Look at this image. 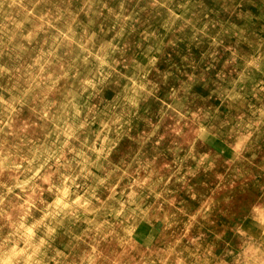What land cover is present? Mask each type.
<instances>
[{"label": "rangeland", "instance_id": "374dc122", "mask_svg": "<svg viewBox=\"0 0 264 264\" xmlns=\"http://www.w3.org/2000/svg\"><path fill=\"white\" fill-rule=\"evenodd\" d=\"M0 15V264H264L243 231L264 222V0H0Z\"/></svg>", "mask_w": 264, "mask_h": 264}, {"label": "bare ground", "instance_id": "6f19581e", "mask_svg": "<svg viewBox=\"0 0 264 264\" xmlns=\"http://www.w3.org/2000/svg\"><path fill=\"white\" fill-rule=\"evenodd\" d=\"M234 1V0H233ZM100 2V1H99ZM121 2V1H120ZM129 2V1H128ZM253 2V1H252ZM161 3V2H160ZM213 3H215V1L213 2ZM233 3V2H232ZM195 4H196V2H195ZM219 4H221V3H219ZM178 5V4H177ZM256 5V4H255ZM260 5V4H259ZM23 6V5H22ZM21 6V7H22ZM193 6V5H192ZM200 6V5H199ZM231 6V5H230ZM198 7V6H197ZM3 8V7H2ZM23 8V7H22ZM54 8V7H53ZM234 8V7H233ZM251 8V7H250ZM116 9V8H115ZM176 10V9H175ZM190 10H192V9H190ZM231 10V9H230ZM250 10V9H249ZM6 11V10H5ZM182 11V10H181ZM235 11V10H234ZM166 12V11H165ZM171 12V11H170ZM215 12V11H214ZM221 12V11H220ZM241 12V11H240ZM247 12V11H246ZM257 12V11H256ZM262 12V11H261ZM225 13H227V11L225 12ZM17 14V13H16ZM177 14V13H176ZM242 14H243V12H242ZM248 14V13H247ZM247 14H246V16H247ZM258 14V13H257ZM226 15V14H225ZM229 15V14H228ZM24 17H25V15H23ZM105 16V15H104ZM115 16V15H114ZM217 16V15H216ZM234 16V15H233ZM242 16H245V15H242ZM245 16V17H246ZM51 17V16H50ZM116 17V16H115ZM218 17V16H217ZM216 17V18H217ZM224 17V16H223ZM226 17V16H225ZM230 17H232V16H230ZM256 17V16H255ZM263 17V16H262ZM4 15H0V28H1V26H2V24H3V21H4ZM60 18V17H59ZM184 18V17H183ZM193 18V17H192ZM221 18V17H220ZM219 18V19H220ZM241 18V17H240ZM14 19V18H13ZM164 19H165V17H164ZM233 20V19H232ZM261 20V19H260ZM206 21V20H205ZM213 21V20H212ZM242 21V20H241ZM244 21V20H243ZM111 22V21H110ZM185 22V21H184ZM217 22V21H216ZM236 22V21H235ZM240 22V21H239ZM246 22V21H245ZM256 22V21H255ZM195 23V22H194ZM213 23V22H212ZM223 23H224V20H223ZM237 23V22H236ZM249 23H251V22H249ZM261 23V22H260ZM174 24V23H173ZM187 24V23H186ZM225 24H226V22H225ZM231 24V23H230ZM244 24V23H243ZM253 24V23H252ZM112 25V24H111ZM176 25V24H175ZM218 25V24H217ZM211 26V25H210ZM229 26V25H228ZM227 26V27H228ZM100 27V26H99ZM179 27V26H178ZM191 27H193V26H191ZM220 27V26H219ZM245 27V26H244ZM243 27V28H244ZM109 28V27H108ZM134 28V27H133ZM198 28V27H197ZM215 28V27H214ZM213 28V29H214ZM254 28V27H253ZM145 29V28H144ZM143 29V30H144ZM174 29H175V27H174ZM178 29H180V28H178ZM177 29V30H178ZM206 29V28H205ZM217 29V28H216ZM232 29V28H231ZM230 29V30H231ZM237 29V28H236ZM242 29V28H241ZM229 30V31H230ZM5 31V30H4ZM175 32H176V30H174ZM193 31H195V30H193ZM232 31V30H231ZM248 31V30H247ZM196 32V31H195ZM216 32V31H215ZM84 33V32H83ZM206 33V32H205ZM219 33V32H218ZM220 33H222L221 31H220ZM228 32H226V34H227ZM241 33V32H240ZM262 33V32H261ZM77 34V33H76ZM129 34V33H128ZM167 34V33H166ZM186 34V33H185ZM219 35V34H218ZM254 35H256V34H254ZM261 35V34H260ZM164 36V35H163ZM214 36H215V34H214ZM223 36V35H222ZM102 37V36H101ZM221 37V36H220ZM223 37H225V36H223ZM234 37V36H233ZM232 37V38H233ZM254 37V36H253ZM77 38V37H76ZM75 38V39H76ZM172 38H173V36H172ZM180 38V37H179ZM186 38V37H185ZM205 38V37H204ZM208 38V37H207ZM216 38V37H215ZM219 38V37H218ZM217 38V39H218ZM243 38V37H242ZM246 38V37H245ZM250 38H252L251 36H250ZM154 39V38H153ZM176 39V38H175ZM223 39V38H222ZM123 40V39H122ZM170 40V39H169ZM241 40V39H240ZM248 40V39H247ZM251 40V39H250ZM253 40V39H252ZM125 41V40H124ZM172 41V40H171ZM193 41V40H192ZM211 41V40H210ZM209 41V42H210ZM221 41V40H220ZM226 41H228V40H226ZM249 41V40H248ZM263 41V40H262ZM134 42V41H133ZM169 42V41H168ZM196 42V41H195ZM235 42V41H234ZM258 42V41H257ZM171 43V42H170ZM216 43V42H215ZM220 43V42H219ZM226 43H228V42H226ZM237 43H239V42H237ZM250 43H253V42H250ZM28 44V43H27ZM179 44V43H178ZM182 44H184V43H182ZM211 44H213V43H211ZM218 44V43H217ZM97 45H99L98 43H97ZM130 45H132V44H130ZM158 45V44H157ZM181 45V44H180ZM192 44H190V46H191ZM214 45V44H213ZM213 45H211V47L213 46ZM238 45H240V44H238ZM248 45V44H247ZM232 46V45H231ZM234 46V45H233ZM261 46V45H260ZM92 47V46H91ZM169 47V46H168ZM182 47L184 48V46L182 45ZM223 47V46H222ZM225 47H226V45H225ZM228 47V46H227ZM249 47V46H248ZM250 47H251V45H250ZM253 47H255V46H253ZM113 48V47H112ZM170 48V47H169ZM168 48V49H169ZM174 48V47H173ZM198 48V47H197ZM218 48V47H217ZM217 48H216V50H217ZM257 48V47H256ZM129 49V48H128ZM190 49V48H189ZM219 49H221V47L219 46V48H218V50ZM226 49V48H225ZM230 49H231V47H230ZM235 49V48H234ZM245 49H247V48H245ZM258 49V48H257ZM262 49V48H261ZM260 49V50H261ZM8 50V49H7ZM176 50V49H175ZM196 50V49H195ZM222 50V49H221ZM227 50V49H226ZM91 51V50H90ZM94 51V50H93ZM169 51H171V49L169 50ZM194 50H192V52H193ZM212 51V50H211ZM227 51H229V50H227ZM244 51V50H243ZM175 52V51H174ZM214 52H216V51H214ZM242 52V51H241ZM240 52V53H241ZM246 52V51H245ZM160 53V52H159ZM191 53V52H190ZM224 53V52H223ZM243 53V52H242ZM260 53V52H259ZM262 53V52H261ZM62 54V53H61ZM105 54V53H104ZM140 54V53H139ZM175 54V53H174ZM183 54V53H182ZM185 54V53H184ZM194 54V53H193ZM193 54H190V55H193ZM230 54V53H229ZM7 55H8V53H7ZM187 55V54H186ZM206 55V54H205ZM218 55V54H217ZM223 55V54H222ZM231 55V54H230ZM229 55V56H230ZM249 55V54H248ZM256 55V54H255ZM261 55V54H260ZM143 56V55H142ZM178 56V55H177ZM181 56V55H180ZM184 56V55H183ZM241 56V55H240ZM243 56V55H242ZM250 56V55H249ZM169 57V56H168ZM196 57V56H195ZM244 57H247V56H244ZM11 58V57H10ZM157 58V57H156ZM159 58H161V56L159 57ZM180 58V57H179ZM178 58V59H179ZM188 58V57H187ZM227 58H228V56H227ZM234 58V57H233ZM248 58V57H247ZM246 58V59H247ZM253 58V57H252ZM154 59V58H153ZM162 60H163V58H161ZM177 59V60H178ZM184 59V58H183ZM194 59H196V58H194ZM209 59H211V58H209ZM208 59V60H209ZM101 60V59H100ZM167 60V59H166ZM176 60V61H177ZM181 60V59H180ZM226 60V59H225ZM224 60V61H225ZM249 60V59H248ZM254 60V59H253ZM143 61V60H142ZM182 61V60H181ZM187 61V60H186ZM192 61V60H191ZM190 61V62H191ZM247 61V60H246ZM114 62V61H113ZM120 62V61H119ZM156 62V61H155ZM185 62V61H184ZM189 62V61H188ZM211 62V61H210ZM250 62H252V61H250ZM249 62V63H250ZM112 63V62H111ZM115 63V62H114ZM126 63V62H125ZM151 63V62H150ZM180 63V62H179ZM182 63V62H181ZM187 63V62H186ZM214 63V62H213ZM232 63V62H231ZM106 64V63H105ZM170 65H171V63H169ZM169 64L167 65V66H169ZM188 64V63H187ZM225 64V63H224ZM248 64V63H247ZM260 64V63H259ZM88 65V64H87ZM165 65V64H164ZM165 65V66H166ZM188 65H190V64H188ZM207 65V64H206ZM218 65V64H217ZM234 65V64H233ZM254 65V64H253ZM184 66V65H183ZM263 66V65H262ZM107 67H109V66H107ZM237 67V66H236ZM255 67V66H254ZM78 68V67H77ZM76 68V69H77ZM175 68V67H174ZM173 68V69H174ZM177 68V67H176ZM181 68V67H180ZM184 68V67H183ZM213 68V67H212ZM243 68H244V66H243ZM247 68H248V66H247ZM75 69V70H76ZM81 69V68H80ZM111 69V68H110ZM148 69V68H147ZM211 69V68H210ZM222 69V68H221ZM254 69V68H253ZM82 70V69H81ZM109 70V69H108ZM166 70V69H165ZM177 70V69H176ZM179 70V69H178ZM225 70V69H224ZM229 70V69H228ZM18 71V70H17ZM172 71V70H171ZM171 71H170V73H169V75L171 74ZM180 71V70H179ZM181 71H183L182 69H181ZM194 71V70H193ZM230 71H231V69H230ZM62 72V71H61ZM70 72V71H69ZM81 72V71H80ZM109 72V71H108ZM164 72V71H163ZM190 72V71H189ZM222 72V71H221ZM255 72V71H254ZM29 73V72H28ZM107 73V72H106ZM165 73V72H164ZM167 73V72H166ZM191 73V72H190ZM194 73V72H193ZM217 73V72H216ZM226 73V72H225ZM244 73V72H243ZM251 73V72H250ZM32 74V73H31ZM229 74V73H228ZM227 74V75H228ZM106 75V74H105ZM163 75V74H162ZM191 75V74H190ZM201 75V74H200ZM238 75H240V73L238 74ZM246 75V74H245ZM248 75V74H247ZM65 76V75H64ZM116 76V75H115ZM147 76V75H146ZM160 76V75H159ZM216 76H218V75H216ZM231 76V75H230ZM237 76V75H236ZM252 76V75H251ZM161 77V76H160ZM166 77V76H165ZM165 77H163V79L165 78ZM190 77V76H189ZM199 77V76H198ZM207 77V76H206ZM244 77V76H243ZM111 78V77H110ZM118 78H119V76H118ZM117 78V79H118ZM193 78V77H192ZM242 78V77H241ZM253 78V77H252ZM93 79V78H92ZM91 79V80H92ZM137 79V78H136ZM144 79V78H143ZM162 79V80H163ZM176 79V78H175ZM218 79V78H217ZM243 79V78H242ZM246 79V78H245ZM58 80V79H57ZM116 80V79H115ZM184 80V79H183ZM189 80V79H188ZM193 80V79H192ZM234 80V79H233ZM111 81V80H110ZM164 81V80H163ZM173 81V80H172ZM191 81V80H190ZM189 81V82H190ZM206 81V80H205ZM214 81V80H213ZM240 81V80H239ZM259 81V80H258ZM56 82V81H55ZM136 82H137V80H136ZM161 82V81H160ZM187 82V81H186ZM202 82V81H201ZM210 82L212 83V81L210 80ZM209 82V83H210ZM243 82V81H242ZM244 82H245V80H244ZM256 82V81H255ZM121 83V82H120ZM138 83V82H137ZM150 83V82H149ZM164 83H165V81H164ZM177 83V82H176ZM180 83V82H179ZM197 83H198V81H197ZM58 84H59V82H58ZM91 84V83H90ZM96 84V83H95ZM126 84V83H125ZM130 84V83H129ZM151 84V83H150ZM166 84V83H165ZM218 84V83H217ZM216 84V85H217ZM114 85V84H113ZM118 85V84H117ZM149 85V84H148ZM168 85V84H167ZM184 85H186V84H184ZM189 85V84H188ZM120 86V85H119ZM172 86V85H171ZM229 86V85H228ZM254 86V85H253ZM158 87H159V85H158ZM165 87V86H164ZM181 87V86H180ZM184 87V86H183ZM190 87H191V85H190ZM193 87H195V86H193ZM198 87V86H197ZM205 87V86H204ZM234 87V86H233ZM237 87V86H236ZM182 88V87H181ZM199 88V87H198ZM215 88V87H214ZM218 88V87H217ZM17 89V88H16ZM136 89V88H135ZM164 89V88H163ZM185 89V88H184ZM192 89V88H191ZM206 89V88H205ZM237 89V88H236ZM250 89V88H249ZM123 90H124V88H123ZM126 90V89H125ZM130 90H131V88H130ZM134 90V89H133ZM202 90H203V88H202ZM128 91V90H127ZM162 91V90H161ZM166 91V90H165ZM197 91V90H196ZM212 91V90H211ZM259 91H261V90H259ZM126 92V91H125ZM169 92V91H168ZM167 91H166V93H168ZM182 92V91H181ZM208 92V91H207ZM97 93V92H96ZM164 93V92H163ZM190 93V92H189ZM188 93V94H189ZM200 93V92H199ZM130 94V93H129ZM226 94V93H225ZM257 94V93H256ZM65 95V94H64ZM168 95V94H167ZM176 95V94H175ZM192 95V94H191ZM191 95H190V97H191ZM200 95V94H199ZM204 95V94H203ZM206 95H207V93H206ZM213 95V94H212ZM212 95H210L211 97H213ZM238 94H236L235 95V97L237 96ZM251 95V94H250ZM254 95V94H253ZM19 96V95H18ZM62 96V95H61ZM60 96V97H61ZM131 96V95H130ZM133 96H135V95H133ZM179 95H177V97H178ZM234 96V95H233ZM59 97V98H60ZM175 97V96H174ZM189 96H188V98H190ZM206 97V96H205ZM209 97V96H208ZM207 97V98H208ZM262 97V96H261ZM62 98V97H61ZM130 98V97H129ZM218 98V97H217ZM256 98V97H255ZM120 99V98H119ZM165 99V98H164ZM202 99V98H201ZM211 99H213V98H211ZM225 99H227V98H225ZM233 99H235V98H233ZM204 100V99H203ZM218 100V99H217ZM232 100V99H231ZM256 100V99H255ZM144 101V100H143ZM158 101V100H157ZM178 101V100H177ZM196 101V100H195ZM213 101V100H212ZM240 101V100H239ZM261 101V100H260ZM119 102V101H118ZM152 102V101H151ZM156 102V101H155ZM180 102V101H179ZM208 102V101H207ZM227 102H228V100H227ZM236 102H238V101H235L234 103H236ZM245 102V101H244ZM143 103V102H142ZM187 103V102H186ZM185 103V104H186ZM242 103H243V101H242ZM256 103H257V101H256ZM117 104V103H116ZM119 104V103H118ZM125 104V103H124ZM149 104H151V103H149ZM171 104H173V103H171ZM208 104V103H207ZM209 104H210V102H209ZM229 104V103H228ZM237 104V103H236ZM14 105V104H13ZM112 105V104H111ZM141 105V104H140ZM148 105V104H147ZM187 105V104H186ZM191 105H192V102H191ZM201 105V104H200ZM199 105V106H200ZM206 105V104H205ZM210 105H212V103L210 104ZM247 105V104H246ZM45 106V105H44ZM115 106V105H114ZM122 106V105H121ZM138 106V105H137ZM163 106V105H162ZM196 107H197V105H195ZM213 106V105H212ZM233 106H235V105H233ZM240 106H241V104H240ZM239 106V108H241ZM244 106V105H243ZM113 107V106H112ZM134 107V106H133ZM165 107V106H164ZM191 107V106H190ZM207 107V106H206ZM205 107V108H206ZM226 107V106H225ZM253 107H255V106H253ZM263 107V106H262ZM88 108V107H87ZM163 108V107H162ZM195 108V107H194ZM193 108V109H194ZM224 108V107H223ZM251 108V107H250ZM204 109V108H203ZM209 109H213V108H209ZM231 109H233V108H231ZM231 109H230V111H231ZM246 109V108H245ZM254 109V108H253ZM260 109H261V107H260ZM11 110V109H10ZM141 110V109H140ZM144 110V109H143ZM163 110V109H162ZM207 110V109H206ZM235 110V109H234ZM237 110V109H236ZM239 110V109H238ZM237 110V111H238ZM250 110V109H249ZM34 111V110H33ZM56 111V110H55ZM104 111V110H103ZM134 111V110H133ZM155 111V110H154ZM182 111V110H181ZM183 111L185 112V110L183 109ZM202 111V110H201ZM227 111V110H226ZM236 111V112H237ZM106 112V111H105ZM116 112V111H115ZM142 112V111H141ZM193 112H195V111H193ZM198 112V111H197ZM196 112V113H197ZM203 112V111H202ZM221 112V111H220ZM233 112V111H232ZM241 112V111H240ZM35 113V112H34ZM52 113V112H51ZM107 113V112H106ZM179 113V112H178ZM186 113V112H185ZM207 113V112H206ZM212 113V112H211ZM218 113V112H217ZM222 113V112H221ZM220 113V114H221ZM238 113V112H237ZM236 113V114H237ZM255 113V112H254ZM40 114V113H39ZM57 114V113H56ZM143 114V113H142ZM176 114V113H175ZM184 114V113H183ZM202 114V113H201ZM216 114V113H215ZM235 114V115H236ZM247 114V113H246ZM250 114H252V111H251V113ZM262 114V113H261ZM108 115V114H107ZM112 115V114H111ZM153 115V114H152ZM227 115V114H226ZM248 115V114H247ZM42 116V115H41ZM139 116V115H138ZM194 116V115H193ZM216 116V115H215ZM214 116V117H215ZM222 116V115H221ZM252 116V115H251ZM58 117V116H57ZM98 117V116H97ZM116 117V116H115ZM145 117V116H144ZM163 117V116H162ZM198 117V116H197ZM223 117V116H222ZM233 117V116H232ZM231 117V118H232ZM51 118V117H50ZM62 118V117H61ZM80 118V117H79ZM157 118V117H156ZM171 118H173V117H171ZM227 118V117H226ZM255 118V117H254ZM17 119V118H16ZM58 119V118H57ZM118 119V118H117ZM131 119V118H130ZM129 119V120H130ZM151 119V118H150ZM236 119V118H235ZM54 120V119H53ZM52 120V121H53ZM97 120V119H96ZM100 120V119H99ZM133 120V119H132ZM189 120V119H188ZM240 120V119H239ZM2 121V120H1ZM65 121V120H64ZM115 121V120H114ZM168 121V120H167ZM16 122V121H15ZM18 122V121H17ZM26 122V121H25ZM121 122V121H120ZM142 122V121H141ZM144 122V121H143ZM146 122V121H145ZM169 122H170V120H169ZM168 122V123H169ZM178 122V121H177ZM193 122V121H192ZM18 123H20V122H18ZM67 123H68V121H67ZM94 123V122H93ZM106 123V122H105ZM147 123H149V122H147ZM171 123H173V122H171ZM187 123V122H186ZM17 124V123H16ZM90 124V123H89ZM88 124V125H89ZM97 124V123H96ZM120 124V123H119ZM133 124V123H132ZM150 124V123H149ZM190 124V123H189ZM192 124V123H191ZM228 124V123H227ZM64 125V124H63ZM169 125H171V124H169ZM196 125V124H195ZM212 125H213V123H212ZM14 126L16 127V125H15V123H14ZM13 126V127H14ZM165 126V125H164ZM225 126V125H224ZM133 127V126H132ZM168 127V126H167ZM183 127V126H182ZM198 127V126H197ZM134 128V127H133ZM129 129H130V127H129ZM165 129V128H164ZM183 129V128H182ZM223 129V128H222ZM227 129V128H226ZM48 130V129H47ZM146 130V129H145ZM161 130V129H160ZM186 130V129H185ZM211 130H213V129H211ZM211 130H209V131H211ZM39 131H40V129H39ZM112 131V130H111ZM118 131V130H117ZM119 131H120V129H119ZM150 131V130H149ZM148 131V132H149ZM162 131V130H161ZM226 131V130H225ZM229 131V130H228ZM263 131V130H262ZM28 132V131H27ZM55 132V131H54ZM158 132V131H157ZM182 132V131H181ZM212 132V131H211ZM38 133V132H37ZM92 133V132H91ZM109 133V132H108ZM140 133V132H139ZM117 134V133H116ZM127 134V133H126ZM126 134H125V136H126ZM159 134V133H158ZM170 134V133H169ZM23 135V134H22ZM37 135V134H36ZM181 135V134H180ZM231 135V134H230ZM40 136V135H39ZM139 136V135H138ZM166 136H167V134H166ZM169 136V135H168ZM174 136V135H173ZM6 137V136H5ZM83 137V136H82ZM141 137V136H140ZM139 137V138H140ZM233 137V136H232ZM31 138V137H30ZM129 138V137H128ZM148 138V137H147ZM152 138V137H151ZM153 138H155V137H153ZM165 138V137H164ZM168 138H170V137H168ZM191 138V137H190ZM190 138H188V139H190ZM212 138H214V137H212ZM13 139V138H12ZM11 139V140H12ZM138 139V138H137ZM143 139H144V137H143ZM156 139V138H155ZM166 139V138H165ZM225 139V138H224ZM234 139H235V137H234ZM29 140V139H28ZM37 140V139H36ZM117 140V139H116ZM150 140V139H149ZM148 140V141H149ZM154 140V139H153ZM228 140V139H227ZM9 141V140H8ZM122 141V140H121ZM137 141V140H136ZM147 141V140H146ZM198 141V140H197ZM204 141H206V140H204ZM226 141V140H225ZM143 142V141H142ZM153 142V141H152ZM212 142V141H211ZM29 143V142H28ZM119 143V142H118ZM117 143V144H118ZM128 143V142H127ZM165 144H166V142H164ZM197 143V142H196ZM202 144H203V142H201ZM206 143V142H205ZM151 144V143H150ZM185 144V143H184ZM114 145H116V144H114ZM168 145H171V144H168ZM168 145H166V146H168ZM182 145V144H181ZM199 145V144H198ZM217 145V144H216ZM99 146V145H98ZM126 146V145H125ZM143 146V145H142ZM159 146H160V144H159ZM171 146H174V145H171ZM184 146V145H183ZM182 146V147H183ZM194 146V145H193ZM107 147V146H106ZM117 147H118V145H117ZM138 147V146H137ZM152 147V146H151ZM188 146H186V147H184V148H187ZM199 147V146H198ZM208 147V146H207ZM217 147H218V145H217ZM229 147V146H228ZM62 148V147H61ZM144 148V147H143ZM163 148V147H162ZM189 148V147H188ZM216 148V147H215ZM93 149V148H92ZM126 149V148H125ZM173 149V148H172ZM196 149V148H195ZM241 149V148H240ZM245 149V148H244ZM20 150V149H19ZM117 150V149H116ZM181 150V149H180ZM206 150V149H205ZM208 150V149H207ZM216 150H218V151H223V148H221V149H219V147L218 148H216ZM41 151L43 152V153H45L44 152V150L42 149H39L38 150V154H39V152L41 153ZM47 151V150H46ZM121 151V150H120ZM153 151V150H152ZM169 151V150H168ZM187 151V150H186ZM189 151V150H188ZM196 151V150H195ZM214 151V150H213ZM241 151V150H240ZM246 151V150H245ZM264 151V150H263ZM36 152V151H35ZM183 152H184V154H185V151L183 150ZM243 152V151H242ZM119 153V152H118ZM133 153V152H132ZM146 153V152H145ZM215 153V152H214ZM219 153V152H218ZM239 153V152H238ZM7 154V153H6ZM128 154H131V151H130V153H128ZM127 154V155H128ZM135 154V153H134ZM138 154V153H137ZM180 154V153H179ZM242 154V153H241ZM240 154V155H241ZM244 154V153H243ZM123 155V154H122ZM126 155V156H127ZM171 155V154H170ZM176 155V154H175ZM178 155V154H177ZM198 154H196L195 156H197ZM16 156V155H15ZM53 156V155H52ZM104 156V155H103ZM125 156V155H124ZM129 156V155H128ZM161 156V155H160ZM165 156V155H164ZM172 156H174L173 154H172ZM187 156V155H186ZM190 156V155H189ZM211 156V155H210ZM217 156V155H216ZM216 156H214V157H216ZM238 156V155H237ZM252 156V155H251ZM1 157V156H0ZM135 157V156H134ZM162 157V156H161ZM160 157V158H161ZM242 157V156H241ZM241 157H240V159H238V160H241ZM112 158V157H111ZM121 158V157H120ZM159 158V159H160ZM179 158V157H178ZM259 158V157H258ZM59 159V158H58ZM110 159V158H109ZM126 159V158H125ZM211 159V158H210ZM262 159V158H261ZM108 160V159H107ZM106 160V161H107ZM112 160V159H111ZM161 160V159H160ZM159 160V161H160ZM183 160V159H182ZM186 160V159H185ZM189 160H191V159H189ZM221 160V159H220ZM243 160V159H242ZM245 160V159H244ZM259 160V159H258ZM126 161H128V160H126ZM222 161V160H221ZM224 161V160H223ZM253 161V160H252ZM32 162V161H31ZM133 162V161H132ZM141 162V161H140ZM139 162V163H140ZM162 162V161H161ZM179 162H180V160H179ZM197 162V161H196ZM239 162V161H238ZM243 162V161H242ZM147 163V162H146ZM178 163V162H177ZM176 163V164H177ZM186 163V162H185ZM203 163V162H202ZM219 163V162H218ZM217 163V164H218ZM222 163V162H221ZM225 163V162H224ZM223 163V164H224ZM239 163H241V162H239ZM93 164V163H92ZM112 164H114V163H112ZM159 164V163H158ZM220 164V163H219ZM225 164H227V163H225ZM229 164V163H228ZM243 164H244V162H243ZM257 164V163H256ZM87 165H89V164H87ZM157 165V164H156ZM186 165V164H185ZM103 166V165H102ZM105 166V165H104ZM147 166V165H146ZM155 166V165H154ZM160 166V165H159ZM177 166H180V165H177ZM184 166V165H183ZM220 166V165H219ZM238 166V165H237ZM247 166V165H246ZM251 166V165H250ZM107 167V166H106ZM112 167V166H111ZM148 167V166H147ZM223 167H225L224 165H223ZM239 167V166H238ZM252 167V166H251ZM256 167V166H255ZM131 168V167H130ZM175 168V167H174ZM177 168V167H176ZM180 168V167H179ZM221 168V167H220ZM226 168H227V166H226ZM259 168V167H258ZM33 169V168H32ZM113 169V168H112ZM137 169V168H136ZM237 169V168H236ZM249 169V168H248ZM256 169V168H255ZM261 169V168H260ZM54 170V169H53ZM104 170V169H103ZM102 170V171H103ZM149 171H150V169H148ZM155 170V169H154ZM220 170V169H219ZM223 170V169H222ZM231 170V169H230ZM1 171V170H0ZM114 171V170H113ZM184 171V170H183ZM189 171V170H188ZM202 171V170H201ZM239 171H241V170H239ZM243 171V170H242ZM254 171V170H253ZM257 171V170H256ZM260 171V170H259ZM41 172V171H40ZM88 172H89V170H88ZM87 172V173H88ZM91 172V171H90ZM109 172V171H108ZM112 172V171H111ZM110 172V173H111ZM116 172V171H115ZM120 172V171H119ZM134 172H135V170H134ZM140 172V171H139ZM144 172V171H143ZM152 172V171H151ZM175 172V171H174ZM191 172H192V170H191ZM200 172V171H199ZM207 172H209L208 170H207ZM232 172V171H231ZM251 172H252V168H251ZM258 172V171H257ZM57 173V172H56ZM99 173H100V171H99ZM121 173V172H120ZM153 173V172H152ZM152 173H150V174H152ZM154 173H156V172H154ZM154 173H153V175H154ZM189 173V172H188ZM187 173V174H188ZM225 173V172H224ZM247 173V172H246ZM249 173H250V171H249ZM253 173V172H252ZM11 174H12V172H11ZM79 174V173H78ZM81 174V173H80ZM79 174V175H80ZM132 174H135V173H132ZM150 174H149V177H150ZM162 174V173H161ZM173 174V173H172ZM248 174V173H247ZM254 174V173H253ZM7 175H8V173H7ZM82 175V174H81ZM130 175V174H129ZM211 175V174H210ZM245 175V174H244ZM243 175V176H244ZM255 175V174H254ZM253 175V176H254ZM257 175V174H256ZM4 176V175H3ZM90 176V175H89ZM92 176V175H91ZM118 176H119V174H118ZM174 176V175H173ZM173 176H171V177H173ZM186 176V175H185ZM227 176V175H226ZM242 176V177H243ZM261 176V175H260ZM263 176V175H262ZM82 177V176H81ZM88 177V176H87ZM104 177V176H103ZM128 177V176H127ZM126 177V178H127ZM143 177V176H142ZM175 177V176H174ZM187 177V176H186ZM191 177V176H190ZM246 177V176H245ZM85 178V177H84ZM113 178V177H112ZM121 178V177H120ZM136 178H137V176H136ZM250 178V177H249ZM256 178V177H255ZM138 179H139V176H138ZM137 179V180H138ZM171 179H173V178H171ZM188 179H189V177H188ZM253 179V178H252ZM262 179V178H261ZM90 180V179H89ZM120 180V179H119ZM134 180V179H133ZM140 180V179H139ZM142 180V179H141ZM146 180V179H145ZM145 180H144V182H145ZM193 180V179H192ZM195 180V179H194ZM246 180V179H245ZM28 181V180H27ZM35 181V180H34ZM97 181V180H96ZM114 181H115V179H114ZM244 181V180H243ZM21 182V181H20ZM47 182V181H46ZM82 182H83V180H82ZM98 182V181H97ZM143 182V181H142ZM174 182V181H173ZM208 182H209V180H208ZM213 182V181H212ZM211 182V183H212ZM149 183V182H148ZM169 183V182H168ZM189 183V182H188ZM193 183V182H192ZM207 183V182H206ZM210 183V182H209ZM210 183V184H211ZM244 183V182H243ZM31 184V183H30ZM73 184H75V183H73ZM84 184V183H83ZM101 184V183H100ZM164 184V183H163ZM208 184V183H207ZM245 184V183H244ZM86 185V184H85ZM93 185V184H92ZM106 185H109V184H106ZM134 185V184H133ZM139 185V184H138ZM142 185H145V184H142ZM170 185V184H169ZM249 185V184H248ZM42 186V185H41ZM69 186V185H68ZM87 186V185H86ZM177 186H178V184H177ZM207 186V185H206ZM256 186V185H255ZM32 187V186H31ZM84 187V186H83ZM118 187V186H117ZM166 187V186H165ZM249 187H250V185H249ZM257 187V186H256ZM2 188H4V187H2ZM39 188V187H38ZM37 188V189H38ZM97 188V187H96ZM162 188V187H161ZM239 188H240V186H239ZM246 188V187H245ZM20 189V188H19ZM30 189V188H29ZM47 189V188H46ZM131 189H133V187L131 188ZM130 189V190H131ZM146 189V188H145ZM28 190V189H27ZM32 190V189H31ZM30 190V191H31ZM42 190V189H41ZM50 190V189H49ZM80 190V189H79ZM90 190H92V189H90ZM129 190V191H130ZM154 190V189H153ZM25 191V190H24ZM106 191V190H105ZM251 191V190H250ZM249 191V192H250ZM9 192V191H8ZM72 192V191H71ZM76 192H78V190L76 191ZM90 192V191H89ZM256 192V191H255ZM28 193V192H27ZM103 193V192H102ZM257 193V192H256ZM146 194V193H145ZM154 194V193H153ZM246 194V193H245ZM12 195H14V194H12ZM29 195V194H28ZM54 195V194H53ZM101 195V194H100ZM140 195V194H139ZM142 195V194H141ZM247 195V194H246ZM111 196V195H110ZM138 196V195H137ZM150 196H151V194H150ZM244 196V195H243ZM22 197V196H21ZM38 197V196H37ZM36 197V198H37ZM80 197V196H79ZM162 197V196H161ZM171 197V196H170ZM205 197V196H204ZM203 197V198H204ZM246 197V196H245ZM244 197V198H245ZM249 197V196H248ZM24 198V197H23ZM32 198V197H31ZM40 198V197H39ZM105 198V197H104ZM157 198V197H156ZM163 198V197H162ZM159 199V198H158ZM211 199V198H210ZM258 199V198H257ZM244 200V199H243ZM17 201V200H16ZM98 201V200H97ZM149 201V200H148ZM159 201V200H158ZM34 202V201H33ZM252 202V201H251ZM35 203V202H34ZM39 203H40V201H39ZM47 203V202H46ZM98 203V202H97ZM103 203V202H102ZM111 203V202H110ZM140 203V202H139ZM160 203V202H159ZM13 204V203H12ZM37 204V203H36ZM70 204V203H69ZM238 204V203H237ZM231 205V204H230ZM25 206V205H24ZM37 206V205H36ZM94 206V205H93ZM101 206V205H100ZM135 206V205H134ZM179 206V205H178ZM8 207V206H7ZM34 207V206H33ZM68 207V206H67ZM122 207V206H121ZM174 207V206H173ZM262 207V206H261ZM256 208V207H255ZM34 209V208H33ZM100 209V208H99ZM98 209V210H99ZM129 209V208H128ZM128 209H126V210H128ZM148 209V208H147ZM13 210V209H12ZM11 210V211H12ZM247 210H248V208H247ZM22 211V210H21ZM26 211V210H25ZM151 211V210H150ZM246 211V210H245ZM252 211V210H251ZM141 212V211H140ZM146 212V211H145ZM229 212V211H228ZM255 212V211H254ZM78 213V212H77ZM150 213V212H149ZM244 214H245V212H244ZM252 214H253V212H252ZM77 215V214H76ZM84 215V214H83ZM105 215H106V213H105ZM171 215V214H170ZM10 216V215H9ZM147 216V215H146ZM164 216V215H163ZM245 216V215H244ZM262 216H264V215H262ZM261 216V217H262ZM1 217V216H0ZM13 217V216H12ZM85 217V216H84ZM83 217V218H84ZM111 217V216H110ZM171 217H172V215H171ZM22 218V217H21ZM64 218H66V217H64ZM148 218H150V217H148ZM167 218H169V217H167ZM241 218V217H240ZM72 219V218H71ZM172 219V218H171ZM12 220V219H11ZM162 220V219H161ZM166 220V219H165ZM149 221V220H148ZM120 222V221H119ZM128 222V221H127ZM151 222V221H150ZM242 222H244V221H242ZM2 223V222H1ZM88 223V222H87ZM97 224V223H96ZM154 224V223H153ZM63 225V224H62ZM184 225V224H183ZM160 226V225H159ZM201 226V225H200ZM12 227V226H11ZM49 227V226H48ZM52 227H53V225H52ZM87 227V226H86ZM114 227V226H113ZM163 227V226H162ZM5 228V227H4ZM8 228H9V226H8ZM47 228V227H46ZM92 228V227H91ZM105 228V227H104ZM107 228V227H106ZM115 228V227H114ZM166 228V227H165ZM93 229V228H92ZM110 229V228H109ZM161 229V228H160ZM25 230H26V226H24V222L23 221H21L18 225H17V228H16V230H15V232L11 235V236H15V240L17 239V237H19L20 235L22 236V235H24L23 233L25 232ZM31 230V229H30ZM94 230V229H93ZM155 230V229H154ZM50 231V230H49ZM100 231V230H99ZM115 231V230H114ZM136 231V230H135ZM243 231H244V233H246L249 237H253V238H255L254 240H256L257 242H258V244H260V245H264V222L263 221H261V220H259V219H257L256 217H255V215H252L250 218H249V220L247 221V223L245 224V226H244V228H243ZM123 232V231H122ZM128 232V231H127ZM164 233V232H163ZM166 233V232H165ZM49 234V233H48ZM56 234V233H55ZM96 234V233H95ZM100 234V233H99ZM6 235V234H5ZM45 235H47V234H45ZM160 235V234H159ZM28 236V235H27ZM95 236V235H94ZM102 236H103V234H102ZM163 236V235H162ZM104 237V236H103ZM161 237V236H160ZM3 238V237H2ZM28 238V237H27ZM90 238V237H89ZM88 238V239H89ZM102 238V237H101ZM109 238V237H108ZM123 238V237H122ZM138 241H140L141 243H143V244H145V243H148L149 242V240L151 239V229H149L148 228V226L145 224V223H140L139 224V227H138V229H137V234H136V237H135ZM156 239H158L157 237H155ZM5 239V238H4ZM3 239V240H4ZM20 239V238H19ZM68 239V238H67ZM155 239V240H156ZM161 239V238H160ZM23 240V239H22ZM93 240H95V239H93ZM116 240V239H115ZM153 240V239H152ZM162 240V239H161ZM176 240V239H175ZM24 241V240H23ZM66 241V240H65ZM91 241V240H90ZM113 241V240H112ZM69 242V241H68ZM163 242V241H162ZM128 243V242H127ZM159 243V242H158ZM175 242H173V244H174ZM20 244V243H19ZM27 244H29V243H27ZM43 244V243H42ZM129 244V243H128ZM86 245V244H85ZM135 245V244H134ZM146 245V244H145ZM151 245V244H150ZM155 245V244H154ZM194 245V244H193ZM236 245V244H235ZM114 246V245H113ZM27 247V246H26ZM49 247V246H48ZM103 247V246H102ZM105 247V246H104ZM140 247V246H139ZM169 247V246H168ZM27 249V248H26ZM113 249V248H112ZM131 249V248H130ZM139 249V248H138ZM145 249V248H144ZM74 251V250H73ZM146 251V250H145ZM152 251V250H151ZM13 252V251H12ZM94 252V251H93ZM128 252V251H127ZM134 252H135V250H134ZM140 252V251H139ZM115 253V252H114ZM130 253V252H129ZM148 253V252H147ZM150 253V252H149ZM153 253V252H152ZM1 254V253H0ZM8 254H9V252H8ZM8 254H6V255H8ZM12 254V253H11ZM80 254V253H79ZM144 254V253H143ZM88 255V254H87ZM90 255V254H89ZM171 255V254H170ZM15 256V255H14ZM62 256V255H61ZM81 256V255H80ZM145 256V255H144ZM11 257V256H10ZM23 257V256H22ZM22 257H20V258H22ZM89 257V256H88ZM140 257V256H139ZM159 257H161V255H159ZM31 258V257H30ZM83 258V257H82ZM126 258V257H125ZM9 259V258H8ZM26 259V258H25ZM142 259V258H141ZM29 260V259H28ZM110 260V259H109ZM26 261V260H25ZM30 261V260H29ZM91 261V260H90ZM150 261V260H149ZM147 262V261H146ZM24 263H26V262H24ZM89 263H91V262H89ZM136 263V262H135ZM31 264V263H30ZM139 264V263H138ZM146 264H148V262L146 263ZM213 264V263H212Z\"/></svg>", "mask_w": 264, "mask_h": 264}]
</instances>
